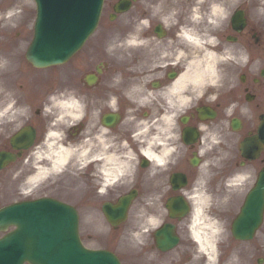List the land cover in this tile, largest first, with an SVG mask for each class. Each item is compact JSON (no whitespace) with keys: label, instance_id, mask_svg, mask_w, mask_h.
Here are the masks:
<instances>
[{"label":"flooded vegetation","instance_id":"flooded-vegetation-1","mask_svg":"<svg viewBox=\"0 0 264 264\" xmlns=\"http://www.w3.org/2000/svg\"><path fill=\"white\" fill-rule=\"evenodd\" d=\"M171 5L175 6L174 0H171ZM7 7L3 5L0 10V58L9 61L8 67L0 70V109L14 98L17 107L26 106L29 112L27 116L14 121L0 118V153H19L13 150V142L17 132L22 129L26 130V137L31 138L29 148L21 152L20 158L10 168H16L23 158L25 161L29 159L35 146L43 141L53 118L43 113L47 97L64 90H74L78 96L84 98L87 106V114L79 126L70 130L64 129L67 132L65 143L71 141L73 144H79L85 135L94 137L99 129L104 127L108 129L109 136L115 137L117 142L128 140L131 148L139 155L141 145L134 141L131 135L135 130L134 124L126 117L134 115L139 120L145 117L152 119L158 115L163 103L158 93L184 72L187 57L179 62L172 61L170 66L163 69L153 68L152 65L161 62L158 58L165 51L175 53V50L182 48L187 53V44L177 38L181 26H187V0H184V11L179 12L176 17L178 23L158 31L155 28L157 23L153 19V12L149 10L152 5L147 3V7H141L137 12V25L141 19L147 18L150 20V26L144 28L138 36L140 39L146 38L148 43L137 46L139 51L134 56L124 50L126 44L123 42L126 38L119 34L111 37L109 34V31L118 29L98 28L67 62L48 68H35L26 59L33 39L36 13L23 9L19 15L9 19L5 15ZM262 7L264 5L261 0H249L247 27L241 33H233L235 43L231 49L237 54L240 49L247 50L248 64L235 75L223 76L227 79L226 82L223 79V87H208L204 98L194 102L192 107L178 118L177 131L180 133V140L176 143L183 146L179 147L176 162L169 164L166 169L153 162L150 168L145 157L139 156L141 163L137 166L133 178L125 177L123 181L105 186L96 182L94 173L97 172L96 166L99 162L92 161L84 169L83 178L77 183L75 179L73 182V187L75 183V186L81 185L84 189V193L75 199L77 210L101 212L104 204H116L121 197L132 195L130 211L138 212L144 209L145 217L151 215L159 220L158 225L151 227V232L146 236L148 247L155 250V237L161 235L165 238L166 234L161 230L166 228L168 234L178 236L179 242L175 249L162 256L163 259L170 255L171 263L187 264V238L190 237L188 224L191 222L193 206L184 193L192 190L194 182L201 174L203 162L209 160L212 165H216L217 156L222 157L225 152L229 154L226 159L219 161L218 166H210L212 175L206 186L210 194L217 190L224 192L228 188L225 181L236 173L249 174L247 180L234 187L237 202L240 201L239 197L242 198L254 185L257 176L264 172V135H259L261 120H264V15L257 13V9ZM168 12L170 11L160 14L166 15ZM12 22L16 23L15 27L10 26ZM227 31H231L229 19L227 27L218 30L220 43L216 46L217 53L223 50L224 35ZM169 40L173 43L169 44ZM110 43L117 45L112 54L106 51ZM257 61L259 63H256ZM161 72L164 75H158ZM118 74L120 81L116 83L114 78ZM146 77L152 79L146 80ZM135 86H141L143 90L135 91ZM148 90L157 93L156 99L146 107H141L138 101ZM213 93L218 94V99L210 102L207 96ZM113 96L117 98L118 111L109 107L108 102ZM233 102L238 107L231 116H227L225 109ZM241 108H247L248 111L242 113ZM128 109L135 111L130 113ZM96 111L99 112L98 116L93 114ZM202 123L217 129L224 140V143L204 156L199 155L201 137L204 135L199 130ZM58 127L63 128V125ZM245 139L252 140L250 150L241 153L240 145ZM98 151L97 146L90 155H95ZM153 170L156 172L155 176L151 175ZM59 186L62 187V184ZM101 187L106 190L100 192ZM150 196H159L158 200L153 199L151 206L147 203ZM169 200L176 201L174 210L178 209V214L182 213L180 216L170 217L167 209ZM237 205L234 203V207ZM121 228L119 227V230ZM107 247L115 246L108 243ZM223 249L222 264L231 254L239 257V264H255L253 258L248 257L246 249L242 252L244 258L240 257L235 247L223 246ZM141 253H145V248H141ZM155 253L158 258L162 255L156 250ZM130 256L141 255L132 251Z\"/></svg>","mask_w":264,"mask_h":264},{"label":"clouds","instance_id":"clouds-1","mask_svg":"<svg viewBox=\"0 0 264 264\" xmlns=\"http://www.w3.org/2000/svg\"><path fill=\"white\" fill-rule=\"evenodd\" d=\"M204 0H197V3L191 9V15L188 17L192 25H198L204 22L206 25H211V30H199L191 26H181L177 33V38L189 46L200 49L203 55H197L188 59L185 65V70L172 83L161 90L158 95L163 100L160 105L161 111L152 119L147 117L137 119L134 115L126 117L128 121L133 122L135 130L132 132V139L136 141L139 147V155L134 151L128 140H120L109 136L108 129L101 127L98 133L93 137L85 135L84 140L79 144H73L71 141L65 143L67 132L64 129H73L79 126L80 122L86 116V104L84 98L78 96L74 90H64L58 93H53L47 97V103L43 107V113L52 116V120L45 133L43 141L36 145L31 152L26 164L31 163L33 172L25 177L20 185L21 192H30L43 181H46L56 175L63 174L69 170L71 166L72 172L84 169L88 163L98 161L96 182L105 186L115 184L118 181H123L125 177L133 178L137 166L141 163L139 156L145 157L148 162V167L153 166V162L166 169L169 164H174L178 156L179 147L177 141L180 140V133L177 131V120L189 110L194 102H198L204 98L205 91L208 87L220 88L223 87V75L219 65L226 61L239 63L241 66L247 65L249 55L247 50L240 49L237 54L232 49L224 48L221 53L209 51L206 46L213 47L219 45V39L211 32L222 29L225 21L229 19L231 13L225 6L224 0H212L209 4L206 16L202 14L200 4ZM264 5V0H261ZM161 11V5H156L153 11V16H156ZM257 13L264 15V7L258 8ZM6 17L11 19L14 15H19L18 11H8ZM178 12L172 9L166 15L160 16L162 26L171 27L178 23L176 19ZM11 27H15L16 23L12 22ZM150 26V20L141 19L136 27L135 33L130 34V38L123 42L126 45L144 46L148 40L140 39L138 33L144 28ZM173 41L169 40V44ZM117 45L109 44L106 51L112 54ZM123 46V45H120ZM187 53L181 48L172 52H163L158 58L160 63H154L153 68H166L170 66L172 61L179 62L187 57ZM256 63H259L257 61ZM9 61L6 58H0V70L6 69ZM193 67L199 71L193 72ZM192 73V75H190ZM158 75H164L163 72ZM146 80H151L152 77H146ZM119 74L114 78V82L119 83ZM135 91H142L141 86H135ZM157 93L148 90L146 95H142L138 101L141 107H146L152 100L156 99ZM131 98V97H129ZM218 99V94L213 93L207 96V100L214 102ZM137 103V101H133ZM109 107L113 111H118L117 98L111 97ZM16 100L10 101L0 109V118H6L9 121H14L19 117L27 116L29 109L26 106L17 107ZM238 105L233 102L225 109V114L231 116ZM135 109H128L132 113ZM247 108H241L242 113H246ZM94 115H99L96 111ZM63 125V128L58 126ZM204 133L201 137V148L199 155L204 156L206 153L212 152L214 148L224 143V140L217 129L209 128L206 124H201L200 129ZM99 147V151L95 155H90L93 148ZM228 153L223 156H217L216 165L205 160L201 166V174L194 182L190 192H185L184 195L192 202L193 211L192 219L188 224L191 237L198 244L206 245L213 252L217 251V245L221 242L224 233L222 222L209 214V209L213 206V197L207 191V183L211 178L210 166H218L221 159H226ZM20 173L17 172L16 176ZM151 175L155 176L153 170ZM248 173L239 172L229 177L225 181L226 187L239 186L243 181L248 179ZM15 178V177H14ZM105 187L99 188L100 192H104ZM153 199H159V196L148 197L147 203L151 206ZM225 196L224 200L227 201ZM145 210L142 209L140 216L144 217ZM159 223L158 218L148 215L142 219L138 225L139 230L131 231L129 234L130 240L134 244H143L142 236L150 227H155ZM27 264V262H25ZM228 264H239V257L233 255Z\"/></svg>","mask_w":264,"mask_h":264},{"label":"water","instance_id":"water-1","mask_svg":"<svg viewBox=\"0 0 264 264\" xmlns=\"http://www.w3.org/2000/svg\"><path fill=\"white\" fill-rule=\"evenodd\" d=\"M39 1L51 3L53 0ZM70 1L79 7L78 19L85 18V22L78 28L75 41L80 44L93 30L101 7V0ZM125 3L127 4L126 1L123 4ZM40 12H42L41 9ZM52 22L56 26V22L53 20ZM72 23L70 21L69 26L72 27ZM65 26H67V22ZM55 33L57 32L55 31ZM47 36L52 37V34ZM66 36L67 34L64 32V37ZM75 43L64 45L62 49L67 50L64 51L65 54L72 51L71 47L74 48ZM49 45L51 48L48 51L53 50V42ZM47 57L53 59V57ZM53 62H56V59ZM43 205L15 208L0 215V228L5 224L17 225V230L13 234L0 241V264H23L26 261L30 264H78L81 262V254L85 256V264H95L92 261L94 254L83 250L80 244L76 243V219L73 212L68 208ZM20 222L22 223L18 225ZM9 245L11 247H8ZM20 245L23 247L19 249ZM16 251H18V263L13 257V253ZM96 258L98 259V256Z\"/></svg>","mask_w":264,"mask_h":264},{"label":"rangeland","instance_id":"rangeland-1","mask_svg":"<svg viewBox=\"0 0 264 264\" xmlns=\"http://www.w3.org/2000/svg\"><path fill=\"white\" fill-rule=\"evenodd\" d=\"M110 1V0H109ZM187 1H189V0H187ZM212 2V0H204V2H202L201 4H200V7H201V12H202V14H204L205 16H206V14H207V12H208V8H209V4ZM22 3H24V1H22ZM193 4L195 5V1H193ZM137 5L131 10L132 11V14L131 15H129L128 17H127V19L128 20H130V22L134 25V22H135V14H134V12H136L137 11ZM106 19V18H105ZM107 21V20H106ZM124 23V21H122L121 22V24H123ZM203 24H205L204 22H203ZM208 30L210 31L211 30V26L210 27H208ZM62 197H64L65 199H68V198H70V197H68V196H62ZM14 198H17V197H14ZM20 198H21V196H20ZM69 200V199H68Z\"/></svg>","mask_w":264,"mask_h":264},{"label":"bare ground","instance_id":"bare-ground-1","mask_svg":"<svg viewBox=\"0 0 264 264\" xmlns=\"http://www.w3.org/2000/svg\"><path fill=\"white\" fill-rule=\"evenodd\" d=\"M199 245L202 248L201 250L203 251V253H205V256L208 258V260H212L214 257L213 251L209 249L206 245H201V244Z\"/></svg>","mask_w":264,"mask_h":264}]
</instances>
